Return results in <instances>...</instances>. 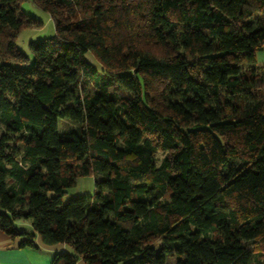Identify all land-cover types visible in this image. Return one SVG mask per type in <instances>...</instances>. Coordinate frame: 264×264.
<instances>
[{
    "label": "trees",
    "instance_id": "16d2710c",
    "mask_svg": "<svg viewBox=\"0 0 264 264\" xmlns=\"http://www.w3.org/2000/svg\"><path fill=\"white\" fill-rule=\"evenodd\" d=\"M23 1L0 0V230L65 245L52 264H264V0H33L32 58Z\"/></svg>",
    "mask_w": 264,
    "mask_h": 264
},
{
    "label": "rangeland",
    "instance_id": "374dc122",
    "mask_svg": "<svg viewBox=\"0 0 264 264\" xmlns=\"http://www.w3.org/2000/svg\"><path fill=\"white\" fill-rule=\"evenodd\" d=\"M20 9L27 15L37 19L41 25L36 28H24L15 38L16 47L22 51L29 58H32V52L29 47L30 42L40 41L48 38L54 33V20L50 15L38 7L33 0H24L20 4ZM89 61L94 65H98L95 59L90 54L87 55ZM162 156L161 152L157 153V157ZM94 190V174L78 177L72 187L68 188L66 193L62 196V202L66 203L72 198L78 196L91 195ZM18 222H22L19 220ZM66 250H69L68 248ZM175 257L167 256L165 264H174Z\"/></svg>",
    "mask_w": 264,
    "mask_h": 264
},
{
    "label": "crops",
    "instance_id": "0c3cea01",
    "mask_svg": "<svg viewBox=\"0 0 264 264\" xmlns=\"http://www.w3.org/2000/svg\"><path fill=\"white\" fill-rule=\"evenodd\" d=\"M255 59L258 64H264V47L256 51ZM19 231L33 233L28 222H15ZM24 237H12L0 230V264H52L54 255L66 250L65 245H44L38 235H34L33 243L36 247L20 246L19 243ZM77 264H82L78 261Z\"/></svg>",
    "mask_w": 264,
    "mask_h": 264
}]
</instances>
